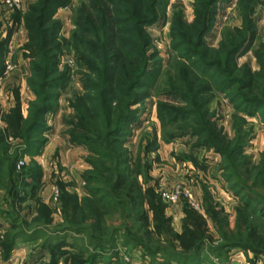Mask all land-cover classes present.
Returning a JSON list of instances; mask_svg holds the SVG:
<instances>
[{
  "label": "rangeland",
  "instance_id": "obj_1",
  "mask_svg": "<svg viewBox=\"0 0 264 264\" xmlns=\"http://www.w3.org/2000/svg\"><path fill=\"white\" fill-rule=\"evenodd\" d=\"M33 1L0 0V33ZM133 1L57 9L61 52L47 70H33L22 24L14 30L0 109L16 94L23 117L44 109L27 144L0 147V264H264L238 240L264 228V0H156L146 44ZM78 117L85 144L69 136ZM209 124L228 140L222 153L204 144ZM118 175L131 192L115 190ZM177 187L190 198L168 202ZM150 193L169 218L161 236L138 220ZM185 207L211 236L194 263L172 236Z\"/></svg>",
  "mask_w": 264,
  "mask_h": 264
},
{
  "label": "trees",
  "instance_id": "obj_2",
  "mask_svg": "<svg viewBox=\"0 0 264 264\" xmlns=\"http://www.w3.org/2000/svg\"><path fill=\"white\" fill-rule=\"evenodd\" d=\"M68 3L69 0H34L27 5L22 16L14 15L12 17L11 25L6 29L4 34L0 33V79L5 74V63L9 53L11 37L16 27L20 24H22L26 34V40L21 48L32 59L33 63L37 62L38 64V66L33 65V70L38 69L37 71H40L39 65H42V68L45 70L48 67H53V61L61 52V43L58 40L61 22L54 15L57 9L68 5ZM133 4L135 7L134 12L138 15V20H135V24L136 28H138L139 40L142 44H146L148 43V36L145 34L144 26L155 21L160 1L134 0ZM127 6L132 7V4L128 2ZM200 25L195 24L196 31L200 29ZM199 34H201V30H199ZM251 36V34L245 37L242 35L240 42L236 43V45H228L229 48L226 52L228 61L239 53L245 42ZM220 51H224V48H221ZM213 65L211 63L209 67L212 68ZM117 67L119 68V66ZM222 83H228V81L223 80ZM43 109L44 104H41L36 111V117L30 115L23 117L19 98L16 94L15 105L11 109L7 111L0 109V147H3L2 149L6 151L11 143L10 141L16 140L25 141L27 144L29 134H32L39 127L40 119L38 115L43 113ZM69 130L71 141L81 142L83 144L88 143L91 128L83 118H76V121L71 124ZM204 144L212 147L216 152L222 153L224 152L223 148L228 146V140L219 129H216L214 124H209L205 131ZM114 186L115 190H130V186L124 185L121 175L117 176ZM146 206V213L139 214L138 220L152 226V231L157 236L162 235L163 229L170 231L169 218L164 215L165 207L161 203L160 198L150 193L147 196ZM64 208V210L68 209L66 203L64 204ZM183 215L181 231L172 233V236L178 241V245L181 247L187 259L194 263L199 258V249L211 239L208 233V222L204 215L187 207L183 209ZM245 222L246 220L242 219L240 223L243 224ZM238 240L246 243L254 251L264 253V228L260 232L253 226H250L245 232H238ZM10 247V244L5 246L6 254H8Z\"/></svg>",
  "mask_w": 264,
  "mask_h": 264
},
{
  "label": "built area",
  "instance_id": "obj_3",
  "mask_svg": "<svg viewBox=\"0 0 264 264\" xmlns=\"http://www.w3.org/2000/svg\"><path fill=\"white\" fill-rule=\"evenodd\" d=\"M14 2H15V0H14ZM5 69H6V67H5ZM164 197H166L168 202H175L181 197L190 198V193L187 190H184L183 188L177 187L176 189L165 193ZM2 234H3V231H0V242H1L2 238H3Z\"/></svg>",
  "mask_w": 264,
  "mask_h": 264
},
{
  "label": "crops",
  "instance_id": "obj_4",
  "mask_svg": "<svg viewBox=\"0 0 264 264\" xmlns=\"http://www.w3.org/2000/svg\"><path fill=\"white\" fill-rule=\"evenodd\" d=\"M2 79V78H1ZM0 90H1V87H0ZM3 110V109H2Z\"/></svg>",
  "mask_w": 264,
  "mask_h": 264
}]
</instances>
